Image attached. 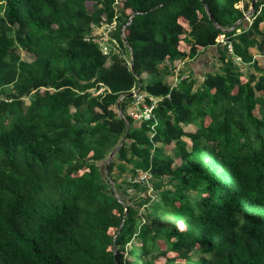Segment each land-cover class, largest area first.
<instances>
[{
    "label": "trees",
    "instance_id": "16d2710c",
    "mask_svg": "<svg viewBox=\"0 0 264 264\" xmlns=\"http://www.w3.org/2000/svg\"><path fill=\"white\" fill-rule=\"evenodd\" d=\"M240 2L0 0V264H264V0ZM210 49L200 84L161 80ZM133 89L152 119L117 105Z\"/></svg>",
    "mask_w": 264,
    "mask_h": 264
},
{
    "label": "rangeland",
    "instance_id": "374dc122",
    "mask_svg": "<svg viewBox=\"0 0 264 264\" xmlns=\"http://www.w3.org/2000/svg\"><path fill=\"white\" fill-rule=\"evenodd\" d=\"M251 1L252 0H246L245 4L249 6H251ZM119 5V3L117 4ZM116 5V6H117ZM237 7H241L240 6V3H238L236 5ZM90 8V6H88ZM250 9V8H249ZM1 14V12H0ZM244 19L245 21L247 22V24L250 23V17H249V14L248 12H245L244 13ZM261 30L264 29V25L262 26L261 25ZM91 31L87 34L88 37L92 38L96 43H98V45L101 47V49L103 50L104 53H106L108 55V57L110 58L112 55H119L120 53V49L117 47V45L115 44V42L113 40L110 39V35L111 33L113 32V28H110L109 25H105V24H101L99 25L98 27H95V26H91ZM236 33H238V30H236ZM220 41V37H218L216 39V42ZM250 52L254 53L253 50H250ZM14 54H16L21 60L25 61V62H30L34 59V57L31 55V54H28L20 49H17L15 50ZM122 58H124L126 61H129V56H128V53L127 51H124L123 54L121 55ZM260 59V64L263 65V62H264V57L263 58H259ZM174 64H172V66H169V68L171 69V72L174 73V74H177L178 71H176L178 68H176L175 66H173ZM244 66V65H243ZM239 70L241 72H245V68H241L239 67ZM179 81L180 79H178V77L176 76L174 81L169 83L170 86H178L179 85ZM2 90V92H1ZM0 90V98L3 97V95L7 92H9L11 89H10V86L8 87H4ZM102 91V89L98 90V91H93L91 90V94L93 96H96L97 94H99L100 92ZM132 91H135L136 94L135 96L132 97V100L128 102V105L125 109V115H128L130 112H137V113H140L142 112V107H143V103H141V101L143 100V96L141 93L138 92L137 89H133ZM140 94V95H139ZM27 102V100L25 101ZM134 108H136V110H134ZM81 112L82 114L84 115V120H85V123H88V115L87 113L85 112L84 109H81ZM184 142L186 143L187 147L189 148L190 147V141L187 139V138H183ZM168 151V150H167ZM169 153V152H168ZM129 168V166H127ZM145 175L143 174H138V177H134L132 176V178H130V181H133V179H135V181H141V178L140 177H144ZM130 177V174L129 172H126L125 174L122 175V179L123 178H129ZM146 178V176H145ZM144 178V179H145ZM165 181V180H164ZM157 181L156 180H153L151 182L148 183V187L150 188L151 185L153 183H156ZM103 185H104V189L107 188V185L103 182ZM129 192V190L127 191V193ZM148 193H152L150 190ZM154 196V195H153ZM159 196L157 195L154 199H158ZM150 205H146L145 207L141 208L139 210V215L141 217H143L144 219L146 217H148V209H149ZM199 256V253L198 252H192L191 253V257L192 258H197Z\"/></svg>",
    "mask_w": 264,
    "mask_h": 264
},
{
    "label": "crops",
    "instance_id": "0c3cea01",
    "mask_svg": "<svg viewBox=\"0 0 264 264\" xmlns=\"http://www.w3.org/2000/svg\"><path fill=\"white\" fill-rule=\"evenodd\" d=\"M246 0H241L240 2V8L243 7L245 4ZM262 26L264 24H261ZM260 25V27H261ZM261 29V28H260ZM264 31V29L262 30ZM213 51V50H212ZM210 50L203 51L199 53L194 59L192 60H182V61H176L174 62L173 66L178 68L176 71H178L177 74L170 73L168 76H163L160 77L161 80L166 82L167 84L171 83L174 81L175 77L177 76L178 79L180 78H186L188 76H192L193 78L197 79V84H200V76L203 75L207 70H210L212 66H215V68H218L216 59L212 57V52ZM258 56H256L257 58ZM142 83L143 85L147 84L148 82L151 81V77L149 75H142ZM142 94V93H141ZM140 95V94H139ZM143 98L145 97V94H142ZM151 100V98L149 97ZM141 103H144L142 100Z\"/></svg>",
    "mask_w": 264,
    "mask_h": 264
},
{
    "label": "built area",
    "instance_id": "2783aa9c",
    "mask_svg": "<svg viewBox=\"0 0 264 264\" xmlns=\"http://www.w3.org/2000/svg\"><path fill=\"white\" fill-rule=\"evenodd\" d=\"M110 28H113V25H109ZM220 37V41H218V43H220L221 45H223L226 50H227V53L231 56H233V51H232V47H231V44L229 42H227L224 37L221 35L219 36ZM233 63L239 67H243V64L241 63L240 59L238 57H233ZM155 103H156V99H151V104L150 105H146V104H143V107H142V112L140 113H137V112H130L127 116H129L133 121L135 122H138V121H141V120H149V119H152V110L155 106ZM134 110H136V108H134ZM155 126V124H154ZM153 126V127H154ZM152 127V128H153ZM141 180H143L145 178L144 177H140Z\"/></svg>",
    "mask_w": 264,
    "mask_h": 264
},
{
    "label": "water",
    "instance_id": "95a60500",
    "mask_svg": "<svg viewBox=\"0 0 264 264\" xmlns=\"http://www.w3.org/2000/svg\"><path fill=\"white\" fill-rule=\"evenodd\" d=\"M254 2H255V0H252L251 1V6H250V9H252L253 8V4H254ZM205 10L207 11V7H205ZM248 14H249V12H248ZM243 19H244V16H243ZM130 20H131V17L129 18V20H128V22L126 23V25H128L129 23H130ZM209 20L216 26V24H215V22H214V20L212 19V17L211 16H209ZM238 24V22L234 25V27L236 26ZM126 25H124V27L126 26ZM123 27V28H124ZM231 29H233V28H230L229 30H231ZM122 41L125 43V40H124V37H122ZM132 52H131V50H130V54H131ZM130 60L132 61V56H130ZM130 69H132V64H130V67H129ZM135 94H136V92L135 91H131L129 94H127L126 96H121V97H119L118 98V100H117V105L119 104V102L121 101V99L123 98V97H126V98H130V97H133V96H135ZM118 115H119V117H122V114H121V112L119 111L118 112ZM128 126H126V128H127ZM122 142H123V139L121 140V142H120V144H119V146L116 148V149H114L110 154H109V156H108V158H107V160H106V163H105V166H104V173L107 175V173H108V164H109V162L111 161V159L115 156V154H116V152H117V150L119 149V147H120V145L122 144ZM110 185H111V187H112V182H110ZM126 209L124 210V214L126 213Z\"/></svg>",
    "mask_w": 264,
    "mask_h": 264
}]
</instances>
